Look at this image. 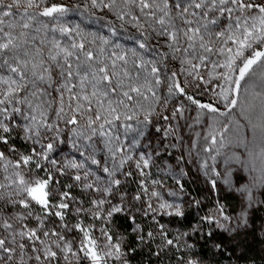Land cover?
I'll use <instances>...</instances> for the list:
<instances>
[{
    "label": "rangeland",
    "instance_id": "1",
    "mask_svg": "<svg viewBox=\"0 0 264 264\" xmlns=\"http://www.w3.org/2000/svg\"><path fill=\"white\" fill-rule=\"evenodd\" d=\"M11 0H6L10 3ZM251 2V0H249ZM256 3H264V0H255ZM40 5L38 8L28 9V16L34 15L35 19L27 20L24 9H13L14 15L5 18L7 23L14 24V28H9L7 23L3 26L5 32H11L13 36L19 37L21 32L27 35L22 38V48L17 50L21 57L28 59L34 57L39 63L44 62L45 67L52 68V79L47 82L37 81V87L47 89V94L41 97V101H47L43 104L42 109L33 111L27 103L5 105L9 108L8 115L10 119L4 122L11 127L9 133L5 135L8 140L14 139L17 133L22 135L31 144L32 151L28 153L27 149L19 151H10V145L0 143V151L5 152L8 160L14 164L22 155H33V149L36 152H44L48 143L53 144V150L48 153V160L40 156H34V163L28 166H21L20 169H13L10 165L5 172L3 164L6 161H0V183H7L5 176L13 174L14 171H20L26 179L35 181L36 179H46L51 173L54 183L50 188H55L57 193L68 192L72 199L68 200L69 208L62 210L65 212L63 220L55 215H46L39 205L32 203L30 208L25 209L21 206L12 205L5 201H0V219H10L18 214L23 215L25 219L17 221L10 219L14 229L19 230L25 225L28 229L36 228L37 234L45 244L57 252V257L52 261H44L43 264H91V260L86 258L81 251L87 242L84 239V233L76 228L80 224L86 228L92 239L98 244V251L104 249L108 242L102 235V230H106L112 235V243L120 242L122 250L127 252L129 264H183L191 253L197 254V259L202 264H264V260L257 262H243L226 253V247L220 243H235L245 239L250 232L254 230V213L262 206V193L264 192V63L253 66L252 72L241 81L239 94L230 93V99L236 98L238 103L234 108H226L225 102L217 96L222 87H230L220 75L227 72L224 67H214L215 65L224 64L228 58V48L236 51V45L232 41H224L231 32H235V19L240 17L241 21L248 15L242 12L237 6L232 4L218 5L212 9L210 0L204 7L196 9L189 8L185 14L186 18L192 21L191 25H185L179 18L180 9L174 7L175 3L187 6L189 0H169L170 3V24L165 26L159 25L156 21L161 13L157 12L156 16H147L140 12L137 5L125 4L124 0H116V6L112 9L104 7V4L110 3V0H103L98 7H92L90 0H37ZM53 4L64 5L68 11L64 13H55L52 17L38 15L44 7ZM220 8H233L231 14L225 12L220 14ZM150 10L145 9V12ZM125 13L124 19H119V13ZM195 12L196 15H192ZM207 12V15L204 13ZM127 13H130L127 14ZM259 15V13H253ZM132 16L138 19L133 20ZM23 18V19H22ZM166 19H169L166 17ZM216 20V23H211ZM23 22H29L31 27L23 29L20 25ZM199 27L204 42L213 46L212 52H204L199 47V39L196 41L194 50L184 53L183 49L187 47L188 41L181 39L179 47L180 52H173L168 44L171 41L166 36L158 35L164 27L168 31L174 28ZM231 26V27H230ZM71 29L67 33L61 29ZM242 31V29L240 30ZM218 32H224V37H218ZM147 37V39H145ZM3 37L0 36V40ZM84 44V49L73 48L72 45ZM144 43V48L140 47ZM223 47L225 52L217 51ZM256 50H264V45L254 44ZM27 50L29 57H23V52ZM71 51L72 56L68 57L71 63L73 76L67 78L70 84L77 85L73 88L74 93L80 92L79 79L76 75L78 66L79 73H89V81L93 80L90 75L101 66H107L109 72H115L117 75L113 78V86L120 80L123 81V88L117 89L115 93H109V97L115 102L123 99L125 104L113 107L117 108L114 115H119V119H114V115L108 112L107 101L102 108H98L95 101L92 105L91 112L76 113L73 111L76 101L70 100V93L63 90V102L61 103L60 93L55 89L65 83L67 65L64 63V51ZM251 49L245 50V56L251 53ZM87 52H92L94 59L87 61ZM38 53V55H37ZM12 55V52H5L0 56V60ZM57 55V61L53 62L50 56ZM123 56L120 60L117 57ZM195 56V58H193ZM205 56L207 59L198 69V77L189 75L188 65H182L181 61L185 58L193 59V63H199V57ZM173 57H175L173 59ZM243 58L236 61L234 68L242 66ZM113 62L115 67L113 68ZM10 63L15 66L14 61ZM59 65V67H57ZM91 65V67H89ZM155 66L159 69L161 84L155 85V76L150 75L151 68ZM31 67V66H29ZM42 71V69H37ZM65 72V76L59 73ZM124 72L128 76H124ZM176 72L175 80L178 81L185 89L186 95L182 96L178 91L173 89V93L168 92V86L173 82L171 73ZM211 74V75H210ZM30 79L31 72L28 73ZM233 80L238 76V71L231 73ZM0 77L5 79L11 77L19 79L17 74L9 71L7 66L0 67ZM47 79V78H46ZM99 75L96 77L98 81ZM151 81L153 89L156 92L158 100L152 96L146 88L141 90L147 96V99L139 97L136 93H130L133 96L132 101L123 97L122 92L127 91L130 86H140L145 81ZM204 81H210L205 83ZM51 84V87H49ZM91 83L86 81V90L91 91ZM106 88L107 85H101ZM7 85L0 84V99L6 91ZM31 83L29 87L17 94V99L27 96L32 101L33 107L41 101L36 100L30 95L33 91ZM190 95L201 103H212L226 112L227 115L218 113H209L207 110L200 109L187 99ZM167 102V103H165ZM81 103H84L81 101ZM69 104L72 105L69 108ZM183 105V116L177 114L172 118L171 113L177 107ZM19 107L22 114H14L11 109ZM64 107V119H61L56 113L60 107ZM40 111L46 113L47 122L54 127L51 131L39 127L30 119L31 115L37 116V119H43ZM99 111L101 119L89 127L88 117L95 119L96 112ZM67 114V115H65ZM3 114H0L2 118ZM71 115H76L78 124H69L67 119ZM148 120H145V116ZM168 116L169 119H163ZM128 117H131L130 119ZM112 121L107 123L106 121ZM104 124V128H100ZM34 127L39 130V136H32L25 132V128ZM95 129V134H93ZM101 132L105 133L101 135ZM31 136L29 139L28 137ZM91 137V139H88ZM207 137V139H206ZM212 137H215V143H212ZM210 148V151H205ZM120 149V151H116ZM115 152V159H113ZM131 156L121 168V158ZM141 156L149 161L148 167H143ZM99 160L101 164L92 163V159ZM52 161L56 163L53 164ZM35 162L41 167L36 168ZM75 162L82 165L81 168L65 167V165ZM139 163L141 168L138 169L136 164ZM207 164V167L204 165ZM107 166L110 169H116V178L121 180L119 187H114V195L102 197V193L91 189H84V183H93L94 186L106 187L108 184V174L102 171V167ZM63 169V172L57 171ZM141 170L144 175H141ZM88 173L87 181L83 179L76 181L74 176ZM131 172L128 176L125 173ZM207 173V175H205ZM216 173H219L217 176ZM97 177H100L98 180ZM216 180V188L213 189L211 181ZM59 181V183H55ZM155 181V183H154ZM179 181V184L177 183ZM148 188V193L141 192V184ZM183 185L181 190L180 185ZM71 185V187H68ZM15 185L8 188L7 191H14ZM5 190L0 189V192ZM157 191L160 193V199L151 198L150 193ZM248 192H251L252 207L248 209L249 225L247 228H240L237 233L225 232L216 229L214 226L204 224L199 233L193 231L194 227H199L201 219L214 213L218 206H223L225 214L235 218L248 201ZM121 194L125 195V203L131 204V214L136 216L137 223L147 231L155 234V239L146 240L144 243H133L135 240L131 237L126 229L120 225L121 218H127L128 213H117L111 220L103 217L106 215L108 208L111 206L105 204L101 211V218H96L94 213L96 209L92 205L93 200L105 198L111 200L112 204L119 201ZM136 194H140L142 199L135 201L132 199ZM21 197H12L20 199ZM54 203H59V196L52 198ZM151 199L154 207H158L160 202L167 201L173 204H180L185 212L184 217L169 216L165 214L150 213L145 216L144 210L147 208V201ZM200 201L199 205L193 201ZM81 211L77 212V209ZM91 209V211H89ZM59 209L53 208L54 213ZM32 216H28V212ZM171 211V210H169ZM156 216V220L152 216ZM37 217L43 221V227L39 226ZM131 222V221H130ZM158 222V223H157ZM159 224L164 226L168 238L176 240L179 237V249L172 246H164V238L160 235ZM213 230V235L207 237L209 229ZM48 231V237L43 236V232ZM55 231L58 235H51ZM133 235L135 233L132 231ZM187 233V235H184ZM0 235L7 236L5 230L0 227ZM63 236L61 240L59 237ZM17 237V241H20ZM28 247L25 249L26 264H39L35 261L34 256L39 253H33L32 248H42L39 241L30 242L22 241ZM59 244L61 247L57 248ZM66 244H70L76 255L62 250ZM219 244L220 249L216 248ZM185 245H193L191 249ZM134 248L135 251H129ZM159 252L157 256L155 253ZM242 252V250H240ZM33 259L29 260L28 257ZM67 256L66 260L64 257ZM123 259V258H122ZM15 264V260L13 261ZM107 264H122L121 260L114 257L107 259Z\"/></svg>",
    "mask_w": 264,
    "mask_h": 264
},
{
    "label": "snow or ice",
    "instance_id": "2",
    "mask_svg": "<svg viewBox=\"0 0 264 264\" xmlns=\"http://www.w3.org/2000/svg\"><path fill=\"white\" fill-rule=\"evenodd\" d=\"M42 2V0H41ZM209 0H189V3L187 6L181 5L180 3H175L174 7L177 9H180V12L178 13L179 18L182 20V22L185 25H191L192 21L187 19L185 14L189 12L190 7H194L196 9H200L205 6L206 3H208ZM90 3L92 7H98V0H90ZM100 3H103V0H100ZM125 4H133L137 5L140 9V12L147 16H156V13L159 12L161 15L157 18V23L161 25L162 27L170 24V3L169 0H124ZM232 4L237 6L238 9H240L242 12H247L248 15L243 18V21H241V18L238 16L235 19V32H231L227 39L224 41V43H227V41H232L233 44L236 45V51L233 53L232 48H228L226 51L229 53L228 58L224 64L215 65L214 67H224L227 68L228 71L220 74L225 82L230 85V87H222L221 91L217 93V96H219L223 102H225L226 108H234L236 107L238 101L236 98L230 99V93L239 94L241 89V81H244L247 76L252 72L253 66L264 63V50H256L253 48L254 44H260L264 45V3H256L255 0H210L211 8L215 9L218 5H227ZM40 5L37 3V0H11L10 3H6V0H0V36L3 37L2 40H0V56H2L5 52H12V55L9 57H5L4 59L0 60V67L7 66L9 71L12 73L17 74L19 79H13L11 77L5 79L3 77H0V84L7 85L6 91L3 93V98L0 99V114L2 115V118H0V132L2 133H9L11 131V127L6 124L4 121L7 119H10L11 117L8 115L9 108L5 105L9 104H21V103H27L29 108H31L33 111H36L38 109H42L43 104L47 103V101H41V97L47 94V89L37 87L36 82H47L52 79V68L51 67H45L44 62L41 60L39 63L35 61L34 57H29V53L27 50L23 52V57H29L28 59H24L21 57V54L19 53V49L22 48V38L26 36L27 34L24 32L20 33L19 37L13 36L11 32H5L4 25L7 23L6 19L7 17H11L14 15L13 9L19 10L21 8L24 9L25 15L27 16V20L30 21L32 19H35L34 15L28 16V9L38 8ZM116 6V0H110V3L104 4V7L112 9ZM145 9H148L150 11L145 12ZM68 11V9L64 5H56L53 4L49 7H44L41 12L38 13V15L45 16V17H52L55 13H64ZM220 14L223 15L225 12L231 14L233 12V8H220L219 9ZM259 13V15H254L253 13ZM130 15V13H127ZM119 19L123 20L125 13L121 12L118 14ZM192 15H196L195 12L192 13ZM204 15H207V12L204 13ZM168 17L169 19H166ZM23 19V18H22ZM133 20L138 19L136 16H132ZM211 23L215 24L216 20H212ZM7 26L9 28H14L15 25L11 23H7ZM20 27L23 29H28L31 27V24L29 22H23ZM174 28L173 31H168L167 27H164L163 31L159 32L158 35L166 36L171 43L168 44V47L172 49L173 52H180L181 48L178 46L180 43V40L186 39L189 43L186 48L183 49L184 53H188L189 50H194L196 47V41L199 39V47L203 49L204 52H212L213 46H210V44L204 42V37L200 34L201 29L199 27H187L185 28H175L174 25H172ZM231 27V26H230ZM242 29V31H240ZM62 32L67 33L68 31H71V29H61ZM224 32H218V37H224ZM147 39V37H145ZM146 45L144 43H140V47L144 48ZM73 48L78 47L79 49H84V44L80 43L79 45H72ZM251 49V53L248 56H245V50ZM64 51V63L67 65V72H66V80L65 83L61 86L57 87L55 90L60 93V99L61 103L63 102V90H67L68 93H70V100L76 101L75 109H73L74 112L80 113L83 115L84 113L81 112L83 109L84 112H91L92 111V105L95 101V104L98 108H102L104 105V102L107 101L108 104V112L110 115H114L117 111L116 107H113V103H115L117 106L124 105L125 107H128L127 104H125V101L123 99H118L115 102L109 97V93H115L117 89L123 88V81H118L113 86V78L117 75L114 71L109 72V69L107 66H101L97 68L95 71L91 72V76L93 80L89 81V73H84L83 75H80L79 73V66L76 72V75L80 77L79 79V87L80 92L74 93L73 88H75L77 85L70 84L67 81V78H71L73 76V72L71 71L72 65L68 62V57L72 56L73 53L71 51L63 50ZM217 51L220 53L225 52V49L223 47L219 48ZM38 55V53H37ZM87 61H92L94 59V56L92 52H87ZM175 57H173L174 59ZM195 58V56L193 57ZM240 58H243L242 66H239L238 69L234 68L236 61ZM50 59L53 62L57 61V55L50 56ZM117 59L123 60V56L117 57ZM207 59L205 56L199 57V63H193V59L185 58L181 61L182 65H188V69H185L188 71L189 75H193L195 73V77H198L200 80L203 81V77L199 76L198 69L201 67V65L204 64V61ZM10 61L15 62V66H13ZM31 66V67H29ZM59 67V65H57ZM91 67V65H89ZM115 67V62H113V68ZM37 69H42V71H37ZM29 71L31 72V77H34V79L29 78ZM234 71H238V76L235 80H233L231 73ZM159 69L155 66L151 68L150 75L155 76V85L161 84V79L158 75ZM61 76H65V72L61 71L59 73ZM99 75L98 81L96 80V77ZM177 73L172 72L171 78L173 82L168 86V92L170 94L173 93V89L179 92L180 95L184 96L186 95L185 89L181 87L180 83L175 80ZM211 75V74H210ZM124 76L127 77L128 73L124 72ZM47 78V79H46ZM264 79V75L261 77ZM86 81L88 83H91V91L88 92L86 90ZM205 83H209L210 81H204ZM31 83L33 91H31L30 95L34 97L36 100L41 101V103H38L33 107L32 101L28 99L27 96H24L20 99H17V94L22 92L23 90L27 89L29 87V84ZM107 85L106 88H102L101 85ZM49 87H51V84H49ZM142 88H146L148 92L152 94L154 98L157 100L159 99L156 95V92L153 89V85L151 81H145L143 85L140 86H130L127 91H123L122 95L123 97L127 98L128 101L133 100V96L130 95V93H136L137 96L143 97L144 99H147V96H145V93L141 90ZM187 99L191 101L192 104L196 105L200 109L207 110L209 113H218L219 115H227L226 112H221L218 107H216L212 103H201L199 100L195 99L194 97L188 95ZM83 101L84 103H81ZM167 103V102H165ZM72 105L69 104V108H71ZM12 113L14 114H22V110L19 107H13L11 109ZM184 107L181 105L180 107H177L174 109L171 113L172 118H175L177 114H180L183 116ZM64 114V107L61 106L59 111L56 113L57 116H59L61 119H64V116L61 115ZM67 115V114H65ZM40 116L43 117V119L38 120L37 116L31 115L30 117H25V119H30L35 124H38L39 127L46 128L47 130L51 131L53 129V125L47 122L46 119V113L44 111H40ZM119 115H114V119H119ZM129 119L131 117H128ZM101 119V114L99 111L96 112L95 119H93L91 116L88 117V125L91 127V125L95 124L96 121ZM163 119L168 120V116H164ZM145 120H148V116H145ZM69 124H78L79 121L77 119L76 115H71L67 121ZM107 123H112V121H106ZM100 128H104V124H100ZM26 133H30L32 136H39L40 132L38 129L34 127H28L24 129ZM95 129H93V134H95ZM105 133L101 132V135H104ZM29 139L31 136L28 137ZM88 139H91V137H88ZM207 139V137H206ZM0 143H3L5 145L8 144V138L0 134ZM212 143H215V137H212ZM46 150L44 152H36L35 149H33V155H22L20 158L12 164L11 161L8 160V157L5 155V152L0 151V161H6V163L3 164L4 171L7 172L9 166L11 165L13 169H20L21 166H28L32 163H34V156H40L44 160H48V153H50L53 150V144L48 143L45 146ZM210 148H206L205 151H210ZM10 151H15V148H11ZM116 151H120V149H117ZM113 159H115V152H113ZM131 156H128L126 159L121 158L120 160V167L122 168L124 163L127 162V160H131ZM141 161L143 162V167L147 168L149 161L147 159H144L143 156H141ZM53 164H55V161H52ZM93 164H97L98 166L101 164L99 160H96L95 158L92 159ZM35 167L40 168L41 165L38 162H35ZM65 167H71V168H81L83 167L80 164H77L75 162H71L68 165H65ZM136 167L138 169L141 168V165L139 163L136 164ZM204 167H207V164L204 165ZM57 171L63 172V169H58ZM102 171L106 174H108L109 180L106 187H99L94 186L93 183H84L83 188L84 189H91L96 192L102 193V197H109L113 196L114 193V187H119L121 185V180L116 178V169H110L107 166L102 167ZM125 175L131 176V172L125 173ZM141 175H144V172L141 170ZM207 175V173H205ZM218 176L219 173H216ZM74 179L76 181H81L82 179L84 181H87L88 179V173L85 172L83 176L80 174H77L74 176ZM99 180L100 177H97ZM4 180L7 181V183H0V189L5 190L4 192H0V201L7 200L8 203L12 205H19L25 209L30 208L32 203H35L36 205H39L41 209L44 211L46 215H55L60 220L64 219L65 212L62 210L69 208L68 200L72 199L70 194L68 192H60L57 193L55 188H50L49 186L54 183V179L51 173L48 174L46 179H36L35 181H30L29 179H26L25 175H23L20 171H14L13 174L5 176ZM55 183H59V181H55ZM155 183V181H154ZM179 184V181H177ZM12 185H15L14 191H7L8 188L12 187ZM211 186L213 189L216 188V180L211 181ZM68 187H71V185H68ZM181 190H183V185H180ZM141 192L147 194L148 188L142 183L141 184ZM59 196V203L53 202V197ZM125 195L121 194L119 197V201L115 204H112L111 200H107L105 198H101L99 200H93L92 205L96 209V212L94 213V216L96 218H101V211L103 210V206L107 203L111 205L106 215L103 217L106 220H111V218L117 214V213H128V219L131 221L132 224V231L135 233V241L137 243H144L146 240H153L155 239V234L152 231H147L141 227L139 223H137L136 216L131 214L130 209L133 207L131 204H126L125 201ZM21 197L20 199H12V197ZM248 201L244 207H242L240 213L235 217H231L227 214H225V210L223 206H218L214 213H210L206 216H204L201 219L200 226L194 227L193 231L199 233L202 226L204 224L214 226L216 229L223 230L225 232H233L237 233L240 228H247L249 225V212L248 209H250L253 205L251 203V192H248ZM151 198H157V200L160 199V193L157 191H152L150 193ZM135 201H140L142 199V196L140 194H136L132 197ZM147 208L144 210V215L148 216L150 213H162L169 216H176V217H184L185 212L182 209L180 204H173L169 203L167 201L160 202L158 204V207H154L153 203L151 202V199H149L147 202ZM194 204L199 205L200 201H193ZM264 204V201L261 202ZM53 208L59 209L55 211L54 213L51 211ZM171 210V211H169ZM77 212L81 211V209H77ZM91 211V209L89 210ZM29 217L32 216V212L29 211L27 214ZM10 219H15L17 221L25 219L23 215H17L15 217H11ZM10 219H0V227H2L5 232L7 233V236L0 235V264H13V261L15 260V264H26L25 261V249L28 247L24 242V240L34 242L39 241L41 245H43L42 248H32L33 253H39L34 256L35 261L39 262V264H43L44 261H52L55 260L57 257V252L54 251L50 246L44 243V241L41 239V236L37 234L36 228L28 229L25 225L19 230L14 229L13 223L10 222ZM152 219L155 221L156 216L153 215ZM37 220L39 221V226L43 227V221L40 219V217H37ZM158 223V222H157ZM76 228L80 229L84 233V239L87 242L83 245L81 251L84 252V255L86 258L91 260V264H107V259L109 257H114L116 260H121L122 264H129V260L125 258L127 256V252L122 250V244L120 242L112 243L113 237L112 235H109L106 230H102V235L106 238L107 244L104 245V249L98 251V244L95 239H92L90 236L89 231L86 228H83L80 224H77L75 226ZM160 228V235L164 238V246H172L179 249L180 245L178 243L179 237L174 239L168 238L167 232H165L164 226L162 224H159ZM207 237H211L213 235V230L210 228L206 233H204ZM50 233L48 231L43 232L44 237H48ZM51 235H58L55 231L51 233ZM184 235H187L185 233ZM17 237H20V241H17ZM61 240L64 239L63 236L59 237ZM57 248H60L61 246L59 244L56 245ZM185 247L191 249L193 245H185ZM220 245L217 244L216 248L220 249ZM64 251H67L71 253L72 255H76L75 252H73L72 247L70 244H66L64 248L62 249ZM129 251L134 252V248H129ZM157 256L160 255L159 252L155 253ZM197 254L195 252L191 253L190 258H188L186 261L183 262V264H202V261L198 260ZM66 260L68 259L67 256L64 257ZM123 258V259H122ZM29 260L33 259L32 256L28 257Z\"/></svg>",
    "mask_w": 264,
    "mask_h": 264
},
{
    "label": "trees",
    "instance_id": "3",
    "mask_svg": "<svg viewBox=\"0 0 264 264\" xmlns=\"http://www.w3.org/2000/svg\"><path fill=\"white\" fill-rule=\"evenodd\" d=\"M15 148L16 151H22L27 149L28 153H31L32 147L28 140H26L20 133L15 136L14 139L10 138L8 144ZM262 201H264V192L262 193ZM254 230L250 232L248 236L237 244L231 243H220L221 246L226 247V253H230L232 257L243 262H257L264 260V204L255 211L254 213ZM122 223H120L123 229L131 235L132 238L135 237L132 233V224L128 218H121ZM135 243V240H131ZM242 250V252H240Z\"/></svg>",
    "mask_w": 264,
    "mask_h": 264
}]
</instances>
